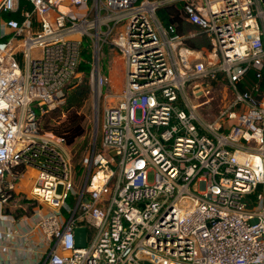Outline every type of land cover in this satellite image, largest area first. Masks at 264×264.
<instances>
[{
    "label": "built area",
    "instance_id": "2783aa9c",
    "mask_svg": "<svg viewBox=\"0 0 264 264\" xmlns=\"http://www.w3.org/2000/svg\"><path fill=\"white\" fill-rule=\"evenodd\" d=\"M167 3L210 48L162 24ZM103 44L124 84L108 101L93 65L100 146L76 188L69 146L40 118L81 81L85 47L93 58ZM263 75L264 0H0V221L18 225L0 237L41 243L42 264H264V191L247 200L264 183ZM219 80L233 98L206 120L198 108Z\"/></svg>",
    "mask_w": 264,
    "mask_h": 264
},
{
    "label": "rangeland",
    "instance_id": "374dc122",
    "mask_svg": "<svg viewBox=\"0 0 264 264\" xmlns=\"http://www.w3.org/2000/svg\"><path fill=\"white\" fill-rule=\"evenodd\" d=\"M93 0H88V4H92ZM86 45V42L84 43ZM86 48V47H85ZM93 65L100 69L103 76L105 77V83L102 87V93L109 95L111 99L108 101L115 102L116 95L120 92L124 84V62L117 51V49L111 44H103L101 46L100 52L91 58V60H83L80 67L78 68L81 74V80L85 77L90 80V72ZM77 82L72 80L63 92L65 93L69 90V86ZM233 98V93L230 90L226 80H219L211 84V92L209 94V103L205 106L198 108V113L206 120H214L218 116L220 110L225 104H227ZM205 99V98H204ZM102 97L98 101L94 94L91 92L89 98L80 108V112L85 117L84 125L85 132L84 135L78 138L72 145H68L71 154V159L73 163V180L75 182L76 188H80L84 181V168L81 165V160L89 151L93 143L98 147L100 146V121L102 116ZM63 103L60 102L58 106ZM57 106V107H58ZM97 107V112H96ZM52 110L46 112L44 117L40 121L43 123L45 117L51 116ZM54 119H56L54 117ZM55 121L51 120L50 124H54ZM231 123H234L233 121ZM149 181L152 179V174L148 175ZM34 182V179L27 183V187H30ZM68 203L72 204V200L69 198Z\"/></svg>",
    "mask_w": 264,
    "mask_h": 264
},
{
    "label": "trees",
    "instance_id": "16d2710c",
    "mask_svg": "<svg viewBox=\"0 0 264 264\" xmlns=\"http://www.w3.org/2000/svg\"><path fill=\"white\" fill-rule=\"evenodd\" d=\"M136 1L139 2L141 0ZM6 16L18 17L16 14H7ZM157 16L165 26H175V35L182 37V43L185 46L195 50L210 48L209 40L202 32H198L194 36L187 37V32L192 28L195 29V27H192L187 23L185 15L182 12V8L178 7V3H167L162 5L157 10ZM82 55L85 59L89 61L91 60V53L88 49L85 48ZM246 78L254 81L255 72L253 70H249ZM260 84L261 87H264V75ZM68 88L69 90L63 94V103L52 109V115L45 117L41 126L44 131H50L57 136L63 137L67 145H72L78 138L83 136L85 132V117L80 112V108L89 98L91 94V87L88 78L86 79L85 77L80 82L71 84ZM238 88L243 90L244 83L241 82L238 85ZM44 116L45 115H42L41 118ZM54 117L56 119H54ZM51 120L55 121L53 125L50 124Z\"/></svg>",
    "mask_w": 264,
    "mask_h": 264
},
{
    "label": "crops",
    "instance_id": "0c3cea01",
    "mask_svg": "<svg viewBox=\"0 0 264 264\" xmlns=\"http://www.w3.org/2000/svg\"><path fill=\"white\" fill-rule=\"evenodd\" d=\"M178 7L181 8V4L178 3ZM80 11L73 7V12ZM190 24L189 22H187ZM195 29H191L187 32V37L194 36L196 33L200 32L196 26L190 24ZM193 34V35H192ZM206 36V35H205ZM182 38V37H181ZM208 39V38H207ZM264 191V183L259 184L251 195L247 197L249 205H255L256 201V194ZM18 225L15 224H8L7 222L0 221V231L7 232V229H15ZM26 226L20 225V229H25ZM6 236V235H5ZM14 239L17 241L10 240V239H3L0 237V264H42L43 261V248L44 246L41 243L29 240L28 242H22L18 240L17 235Z\"/></svg>",
    "mask_w": 264,
    "mask_h": 264
},
{
    "label": "water",
    "instance_id": "95a60500",
    "mask_svg": "<svg viewBox=\"0 0 264 264\" xmlns=\"http://www.w3.org/2000/svg\"><path fill=\"white\" fill-rule=\"evenodd\" d=\"M87 200V199H85ZM75 246L77 248H82L87 245V232L84 227H77L74 230ZM145 264H148L145 262Z\"/></svg>",
    "mask_w": 264,
    "mask_h": 264
}]
</instances>
